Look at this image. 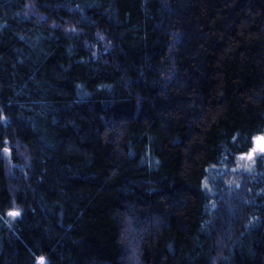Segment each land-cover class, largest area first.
Here are the masks:
<instances>
[{
  "label": "trees",
  "instance_id": "16d2710c",
  "mask_svg": "<svg viewBox=\"0 0 264 264\" xmlns=\"http://www.w3.org/2000/svg\"><path fill=\"white\" fill-rule=\"evenodd\" d=\"M256 140L264 0H0V264H264Z\"/></svg>",
  "mask_w": 264,
  "mask_h": 264
},
{
  "label": "rangeland",
  "instance_id": "374dc122",
  "mask_svg": "<svg viewBox=\"0 0 264 264\" xmlns=\"http://www.w3.org/2000/svg\"><path fill=\"white\" fill-rule=\"evenodd\" d=\"M255 151L261 153L264 150V144L261 141H255ZM244 158H242L243 160L250 162L253 158V154L252 155H248V156H243Z\"/></svg>",
  "mask_w": 264,
  "mask_h": 264
}]
</instances>
